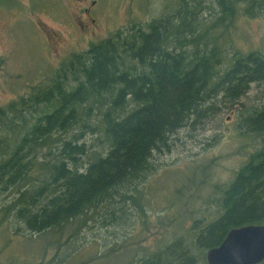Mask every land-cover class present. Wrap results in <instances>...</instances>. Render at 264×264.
I'll use <instances>...</instances> for the list:
<instances>
[{"label":"trees","instance_id":"1","mask_svg":"<svg viewBox=\"0 0 264 264\" xmlns=\"http://www.w3.org/2000/svg\"><path fill=\"white\" fill-rule=\"evenodd\" d=\"M184 7L182 0L177 14L130 23L92 43L48 85L0 109V195L9 197L0 228L23 224L42 234L115 203L139 205L134 198L156 155L170 150L190 118L204 116L203 105L218 92L234 105L252 84L264 85L263 53L236 54L223 72L218 60L198 55ZM237 123L250 138L241 147L248 159L230 183L216 186L213 219L196 218L190 236L137 264H207L206 251L230 229L264 224V104L240 109Z\"/></svg>","mask_w":264,"mask_h":264},{"label":"rangeland","instance_id":"2","mask_svg":"<svg viewBox=\"0 0 264 264\" xmlns=\"http://www.w3.org/2000/svg\"><path fill=\"white\" fill-rule=\"evenodd\" d=\"M183 2L196 53L218 60L220 72L236 54H264V0H228L227 10L217 0ZM181 5L182 0H0V109L48 85L74 53ZM218 93L203 105L204 116L190 118L172 136L170 150L156 155L155 170L134 198L143 210L130 199L123 210L115 203L42 234L21 230L23 224L3 226L0 264H137L190 236L196 218L212 220L216 186L230 183L248 159L241 147L250 138L239 135V111L264 104V85L252 84L234 105ZM94 139L89 135L87 143ZM8 200L0 195V208Z\"/></svg>","mask_w":264,"mask_h":264},{"label":"water","instance_id":"3","mask_svg":"<svg viewBox=\"0 0 264 264\" xmlns=\"http://www.w3.org/2000/svg\"><path fill=\"white\" fill-rule=\"evenodd\" d=\"M207 264H259L264 261V224L229 230L222 242L206 251Z\"/></svg>","mask_w":264,"mask_h":264},{"label":"flooded vegetation","instance_id":"4","mask_svg":"<svg viewBox=\"0 0 264 264\" xmlns=\"http://www.w3.org/2000/svg\"><path fill=\"white\" fill-rule=\"evenodd\" d=\"M175 3H176V1L173 2V5H175ZM179 8H180V6L178 7V9H177V7H175V8H174V12H169V13H171V14H177ZM87 10H88V9H86V11H87ZM166 15H167V13L163 14V16H166Z\"/></svg>","mask_w":264,"mask_h":264},{"label":"bare ground","instance_id":"5","mask_svg":"<svg viewBox=\"0 0 264 264\" xmlns=\"http://www.w3.org/2000/svg\"><path fill=\"white\" fill-rule=\"evenodd\" d=\"M174 22V21H173Z\"/></svg>","mask_w":264,"mask_h":264}]
</instances>
